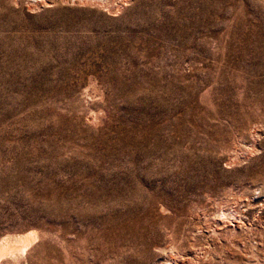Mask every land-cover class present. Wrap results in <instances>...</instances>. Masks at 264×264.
I'll list each match as a JSON object with an SVG mask.
<instances>
[{
    "label": "rangeland",
    "instance_id": "obj_1",
    "mask_svg": "<svg viewBox=\"0 0 264 264\" xmlns=\"http://www.w3.org/2000/svg\"><path fill=\"white\" fill-rule=\"evenodd\" d=\"M30 233L0 264H264V0H0V245Z\"/></svg>",
    "mask_w": 264,
    "mask_h": 264
},
{
    "label": "bare ground",
    "instance_id": "obj_2",
    "mask_svg": "<svg viewBox=\"0 0 264 264\" xmlns=\"http://www.w3.org/2000/svg\"><path fill=\"white\" fill-rule=\"evenodd\" d=\"M36 238L37 236L35 233H30L23 237H19L18 241H20V243H13L10 239H4L3 243L0 245V260L7 255L11 256L14 253L25 252ZM14 245H22V247L14 249L12 248Z\"/></svg>",
    "mask_w": 264,
    "mask_h": 264
}]
</instances>
